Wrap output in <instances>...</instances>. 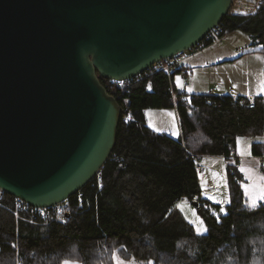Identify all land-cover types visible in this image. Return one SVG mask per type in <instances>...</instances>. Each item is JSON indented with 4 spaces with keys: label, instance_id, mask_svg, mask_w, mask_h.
Returning a JSON list of instances; mask_svg holds the SVG:
<instances>
[{
    "label": "trees",
    "instance_id": "trees-1",
    "mask_svg": "<svg viewBox=\"0 0 264 264\" xmlns=\"http://www.w3.org/2000/svg\"><path fill=\"white\" fill-rule=\"evenodd\" d=\"M218 28L222 36L244 33L249 53L264 54V4L249 16L226 15ZM177 74L153 67L119 91L121 118L101 185L94 177L70 197L63 217L33 223L29 206L20 202L27 209L17 210L18 200L2 194L0 264H16V252L20 264H112L113 255L152 264H264V202L248 204L238 166L226 164L227 215L198 200L206 234L196 235L176 209L200 195L197 156L225 158L238 138L264 137V97L248 108L244 97L189 96L173 87V100ZM149 108H175L179 137L153 132L143 113ZM250 155H264V143L251 142Z\"/></svg>",
    "mask_w": 264,
    "mask_h": 264
},
{
    "label": "water",
    "instance_id": "water-1",
    "mask_svg": "<svg viewBox=\"0 0 264 264\" xmlns=\"http://www.w3.org/2000/svg\"><path fill=\"white\" fill-rule=\"evenodd\" d=\"M231 4L0 0V190L37 209L79 192L116 144L121 106L101 80L196 46Z\"/></svg>",
    "mask_w": 264,
    "mask_h": 264
},
{
    "label": "rangeland",
    "instance_id": "rangeland-1",
    "mask_svg": "<svg viewBox=\"0 0 264 264\" xmlns=\"http://www.w3.org/2000/svg\"><path fill=\"white\" fill-rule=\"evenodd\" d=\"M249 51H251L250 43L248 37L244 33L237 31L230 35L223 36L221 44H217L203 50L199 56L191 57V59L187 62V66L189 63H199L205 56H219L226 61L217 66V68L213 66L204 67L203 65H200V67H196L188 76L190 88H184L182 86L181 79V86L183 87V90H181V87L177 86V82L175 79L177 76H179L180 78L181 76L179 74L175 75L173 78V83L176 88V92H182L189 95L191 91L189 92L188 89L193 90L195 88V90H205L207 87H210L218 90V87L223 89L224 87L229 85H233L234 87L238 88H244V86H248V84H250V86L252 87L254 83L257 88L263 90L264 54L249 53ZM240 56L241 60H239L238 62L232 63L230 61L235 60ZM145 113L149 124L151 126H155L158 132L163 131L167 134H171L173 138L177 137L172 135V132L174 130H178L177 121L173 116H171L170 114L166 116L164 114H161V112H158V110L154 109H149ZM254 141L264 143V137L239 138V145L237 144L236 150L238 151L237 155L240 157L251 156L249 155L250 144ZM253 160L254 159L251 158H244L243 160H240L239 163H228L229 160L225 159L221 160L215 157H202L200 160V165H202L203 170L197 172L198 183L200 186V195L196 197L195 201L193 202L198 203L199 199H204L209 203L218 206L219 214H224L220 211L221 208L225 209L227 212L230 196L226 176V164H230L238 166L239 171L240 167L243 169L245 179L243 178L244 181L243 183H241V188L243 190V187H247V192L244 189L243 193L247 199L248 204L250 203V205H253V193L256 190L263 188L260 185L257 173H260V171L263 170L264 174V167L261 166L256 160ZM248 165H251V171H248ZM214 200L221 201L222 203H214ZM262 202L264 201H255V204L258 205ZM176 209L181 214L185 222L194 229L196 235H198L196 232L197 228L201 233H204L206 224L201 216L198 205L197 207H195L194 205H192V202L181 200L177 203ZM201 220L203 221V224L200 223ZM118 260L123 262V264H149V262H141L135 260L125 261L118 258L116 255H113L112 264H117ZM65 262H67V264H82L77 261ZM65 262L63 264H65Z\"/></svg>",
    "mask_w": 264,
    "mask_h": 264
},
{
    "label": "built area",
    "instance_id": "built-area-1",
    "mask_svg": "<svg viewBox=\"0 0 264 264\" xmlns=\"http://www.w3.org/2000/svg\"><path fill=\"white\" fill-rule=\"evenodd\" d=\"M264 4V0H249V2L245 0H232V4L229 10L230 15L235 16H249L254 14L257 9ZM222 35L220 28H216L212 31H210L196 46L180 52L178 54H175L174 56L163 59L158 61L154 68L161 69L162 71H165L168 76L172 72H177L182 79V86L184 88H187L189 86L188 76L190 74L189 68L187 66V62L191 57L197 56L202 53L203 50L222 43ZM240 51V50H236ZM103 80V79H102ZM130 80L127 81H114V80H105L104 87L106 88L107 92L114 97L117 101L120 99L119 91L124 90L128 87ZM261 97H264V95H260ZM257 96V97H260ZM171 97L174 100L176 97V92L173 90L171 86ZM237 98V97H234ZM248 99L247 103L244 99H241V104H247L248 108H253L254 106V98L255 97H244ZM202 157L197 156L196 159L198 161L196 170L197 172L202 171L203 167L200 165V160ZM245 157H240L237 155V151L235 149L231 150L230 154L226 156L224 159L229 160L228 163H239L240 160H243ZM251 159L256 160L261 166L264 167V155L260 156H251ZM96 184L100 187L101 185V175L100 172H98L95 175ZM3 192L0 190V198L2 196ZM78 201H80V197H78ZM21 201L18 200L16 209L20 211H26L25 203H20ZM31 208V207H30ZM71 210L70 205L68 202H63L59 205H56L51 208H45V209H37V208H31L29 213V217L31 219V222L35 223L36 220L43 221L44 223H47L51 220H55L58 218L63 217L66 213H68ZM36 219V220H35ZM20 263L19 258L17 257V264Z\"/></svg>",
    "mask_w": 264,
    "mask_h": 264
},
{
    "label": "crops",
    "instance_id": "crops-1",
    "mask_svg": "<svg viewBox=\"0 0 264 264\" xmlns=\"http://www.w3.org/2000/svg\"><path fill=\"white\" fill-rule=\"evenodd\" d=\"M200 55V54H199ZM197 55V56H199ZM196 57V56H194ZM240 57L236 58L235 60H230L232 63H236L238 62L240 59ZM191 59V58H190ZM189 59V60H190ZM237 60V61H236ZM224 61L226 60H223L222 58H220L219 56L218 57H215V56H205L201 59V61L199 63H189L188 64V67H189V71L190 73L196 68V67H200V65H203L204 67H215L217 68V66H219L220 64H222ZM194 62V61H193ZM237 86V85H236ZM244 86V85H243ZM175 87L174 86V83L172 82V88ZM192 87V86H191ZM187 88H190V86H188ZM174 89V88H173ZM218 90H215L213 88H210V87H207L205 90H195V88L193 90H191L189 96L191 95H213V96H231V97H254L258 95V93H260L262 90L257 88L255 86V83L252 85V87L250 86V84H248V86H244V88H238V87H234L233 85H229V86H226L224 87L223 89L218 87L217 88ZM264 90V88H263ZM182 93V92H180ZM260 96V95H258ZM149 109H152V108H149ZM149 109H146L144 110V116H145V121H146V125L155 133H158V134H164V135H167L171 138H173L171 136V134H167L166 132H158L155 128V126H151L147 120V117H146V111L149 110ZM154 110H158V112H161V114H164V115H168V114H171V116H173L176 121H177V127H178V131H179V135H180V128H179V123H178V119H177V112L175 110V108H170V109H154ZM178 135V137H179ZM176 137V138H178ZM175 139V138H174ZM237 154H238V151H237ZM250 155V154H249ZM245 157L246 159L250 158L251 156H243ZM215 158H218V159H221V160H224V158L222 157H215ZM248 161H251V160H248ZM254 161V160H253ZM248 171H251V165H248ZM260 169V168H259ZM240 172L241 174L243 175V178L245 179V175H244V172L242 170V168L240 167ZM257 176H258V180L260 181V185L261 187L264 188V174H263V170L260 171V173H257ZM243 187V186H242ZM245 188L243 187V190ZM250 205V203H249ZM252 206V205H250Z\"/></svg>",
    "mask_w": 264,
    "mask_h": 264
},
{
    "label": "snow or ice",
    "instance_id": "snow-or-ice-1",
    "mask_svg": "<svg viewBox=\"0 0 264 264\" xmlns=\"http://www.w3.org/2000/svg\"><path fill=\"white\" fill-rule=\"evenodd\" d=\"M175 79H176V82H177V86L178 87H181V90H183V87L181 86V78L179 76H177ZM188 91L190 92L191 89H188ZM258 95H264V90H262L260 93H258ZM188 102L191 103L190 100ZM129 119H130V117H129ZM172 135L178 137V135H179L178 130H174L172 132ZM237 144L239 145V138L237 139ZM245 191L247 192V187H245ZM252 199H253V205H252L253 208H255V206H256L255 201H264V188H260L259 190H256L253 193ZM214 203H222V202L221 201L214 200ZM229 203H230V201H229ZM220 211L223 212L224 215H227V212H226L225 209L221 208ZM213 215H216V213H213ZM200 223L203 224V221L201 220ZM196 232H197L198 235H204V234H206V232H207V226H205V228H204V233H201L198 228L196 229ZM65 264H67V262H65ZM117 264H123V262H121V261L118 260L117 261ZM149 264H151V262H149Z\"/></svg>",
    "mask_w": 264,
    "mask_h": 264
}]
</instances>
